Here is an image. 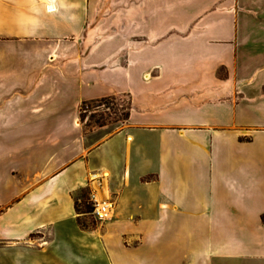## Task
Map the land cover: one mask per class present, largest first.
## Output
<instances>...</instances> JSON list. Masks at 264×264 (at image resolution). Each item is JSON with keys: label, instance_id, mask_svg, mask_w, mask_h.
<instances>
[{"label": "crops", "instance_id": "1", "mask_svg": "<svg viewBox=\"0 0 264 264\" xmlns=\"http://www.w3.org/2000/svg\"><path fill=\"white\" fill-rule=\"evenodd\" d=\"M197 2L190 7L264 9V0ZM95 3L0 0V121L47 133L72 121L81 102L113 92L109 52L79 48ZM165 3L163 17L149 24L172 26L173 34L174 24L199 21L174 17L173 2ZM229 13L202 40H217L219 57L261 46H242L264 41V34L248 33L250 23ZM167 44V55L186 54ZM138 53L157 62L153 48ZM134 63L112 71L124 75L123 90L134 94L125 127L93 149L38 148L32 161L42 158V167L22 182L14 180V164L0 176V207L7 209L0 221L7 217L10 230L0 226V264H264L263 87L253 83L240 93L220 86L203 108L138 113ZM99 176L103 183L94 180ZM89 186L101 200L115 201L101 231L78 221L75 193Z\"/></svg>", "mask_w": 264, "mask_h": 264}, {"label": "rangeland", "instance_id": "2", "mask_svg": "<svg viewBox=\"0 0 264 264\" xmlns=\"http://www.w3.org/2000/svg\"><path fill=\"white\" fill-rule=\"evenodd\" d=\"M169 1L175 6L173 10H168L170 13L172 11L174 17H185L186 20L196 18L199 21L194 24H188V21L186 24H174L172 34V26L160 22L148 23L150 17H163L166 0H96L93 16L85 31L88 37L80 42L79 48L86 51L89 46H99L109 52L111 73L108 81L113 92L103 98L81 102L77 116L72 121L62 122L61 126L56 124L55 128L51 126L47 133L45 128L30 132L31 127L26 128L23 125L26 122L0 121V148H6L0 153V176H6L7 167L14 164L18 167L15 171L19 173L14 180L22 182L27 172L42 167V158L32 161L33 156L39 153L38 148L61 144L93 149L125 127L130 114L136 108L134 94L123 90L127 85L124 75L112 71L128 68L131 61H135L134 64L137 65L138 113L155 111L152 109L159 112L160 107L165 109L169 106L196 109L199 104L202 105L208 98H212L211 95L220 90V86H228L227 88L242 93L246 87L259 83L264 90V41L243 40L242 46L254 43L261 46L241 50L234 58L224 54L219 57V52L213 47L217 40H202L219 27L218 20L230 14L229 11L233 16L250 23L245 26L248 33L253 32L262 37L264 25L260 23L264 21V9L260 5L258 8H227L217 4L216 7L199 9L190 7L197 4V0ZM204 16L212 18L207 19L206 24H200ZM253 20H256V25L252 24ZM172 35L173 38H170ZM167 43L171 44L173 50H184L186 54L167 55ZM152 48L158 52L156 63L150 55L139 56L138 53ZM59 128L62 129L61 136ZM91 173L98 175L100 172L94 169ZM94 180L104 182L102 176ZM93 195L96 193L92 186L75 193L78 221L88 230L101 231L106 222L113 219V215L107 221H97L92 215ZM97 199L101 201L98 196ZM112 202L115 203L114 200ZM6 210L0 207V215ZM6 218L0 221L3 230H9Z\"/></svg>", "mask_w": 264, "mask_h": 264}, {"label": "built area", "instance_id": "3", "mask_svg": "<svg viewBox=\"0 0 264 264\" xmlns=\"http://www.w3.org/2000/svg\"><path fill=\"white\" fill-rule=\"evenodd\" d=\"M94 209L92 215L99 222H104L112 218L114 212V203L110 198L97 201L95 195L92 197Z\"/></svg>", "mask_w": 264, "mask_h": 264}, {"label": "bare ground", "instance_id": "4", "mask_svg": "<svg viewBox=\"0 0 264 264\" xmlns=\"http://www.w3.org/2000/svg\"><path fill=\"white\" fill-rule=\"evenodd\" d=\"M95 198L97 199V196H95ZM97 201H100L99 199H97Z\"/></svg>", "mask_w": 264, "mask_h": 264}]
</instances>
